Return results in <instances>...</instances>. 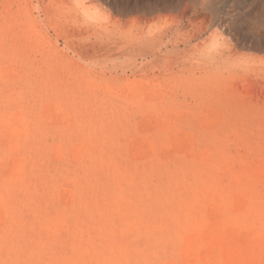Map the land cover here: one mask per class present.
Returning a JSON list of instances; mask_svg holds the SVG:
<instances>
[{"label":"rangeland","instance_id":"1","mask_svg":"<svg viewBox=\"0 0 264 264\" xmlns=\"http://www.w3.org/2000/svg\"><path fill=\"white\" fill-rule=\"evenodd\" d=\"M90 2L0 0V264H264V61L119 60Z\"/></svg>","mask_w":264,"mask_h":264},{"label":"bare ground","instance_id":"2","mask_svg":"<svg viewBox=\"0 0 264 264\" xmlns=\"http://www.w3.org/2000/svg\"><path fill=\"white\" fill-rule=\"evenodd\" d=\"M193 1L151 0L145 3L141 0H112V23L117 58L126 60L129 53L137 52L145 60L144 65L163 64L167 68H174L180 72L189 68L193 56H200L208 61H203L204 65L225 68L236 59L238 60L235 46L243 47L244 44L238 39L245 38L251 45V49L257 53L256 60L264 61V54L258 56V54L264 53V31L261 32L256 29V31L241 34L247 22L255 18L253 17L255 15L253 8L257 7L254 6L256 2L247 1L246 6L239 9L233 16L232 24L226 26L225 31L228 32L230 39L235 43L230 44V39L224 38L222 39V46L225 45L226 49L218 51L216 41L220 38L218 36L219 32L213 31L210 33V27L204 22L205 19H202L204 14L199 15V12L198 14L193 10ZM226 2L227 0H212L209 2L211 12L215 17H217L220 12L219 9ZM90 3L92 5V2ZM262 5H264V1ZM260 11L261 14H264V10ZM108 13L110 16V12ZM204 16L206 17V15ZM221 25L223 26V24ZM115 59H112V61ZM234 252V259L238 261L239 251L237 248ZM234 252L231 251V254ZM245 252L242 255H246ZM255 258L252 259L256 260ZM244 259L246 258L243 257L242 260Z\"/></svg>","mask_w":264,"mask_h":264},{"label":"clouds","instance_id":"3","mask_svg":"<svg viewBox=\"0 0 264 264\" xmlns=\"http://www.w3.org/2000/svg\"><path fill=\"white\" fill-rule=\"evenodd\" d=\"M92 8L94 9L95 16L101 18V22H107L105 17H108L110 19L105 6L100 3V0H93ZM88 19L91 20L93 19V17L89 16Z\"/></svg>","mask_w":264,"mask_h":264}]
</instances>
